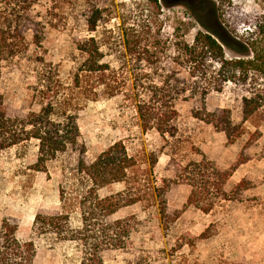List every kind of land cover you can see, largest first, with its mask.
Here are the masks:
<instances>
[{
	"label": "rangeland",
	"instance_id": "374dc122",
	"mask_svg": "<svg viewBox=\"0 0 264 264\" xmlns=\"http://www.w3.org/2000/svg\"><path fill=\"white\" fill-rule=\"evenodd\" d=\"M203 1L213 4L218 22L232 37L243 40L255 27H264V0ZM194 14L201 17L186 5L166 6L161 0L157 5L144 0H64L53 18L55 26L44 31L40 46L28 32L27 49L0 62L3 103L19 116L37 113L41 107L39 95L33 92L37 72H46L50 87L58 72L67 86L79 56L76 42L88 37L118 42L126 31L147 39L176 37L191 43L202 30ZM87 18L97 19L94 32L87 31ZM102 50L113 53L105 45ZM225 55L232 56L227 50ZM112 59L111 55L104 60ZM141 66L146 65L142 62ZM241 107L240 90L231 85L205 99L206 112L227 110L231 126L240 127V133L228 139L224 132L194 118L201 110L199 103H179L176 132L164 139L154 131H143L131 104L121 97L100 96L84 105L77 125L85 160L93 162L120 141L135 162L126 183L105 186L98 190V196L105 198L133 188L130 193L144 198L119 208L110 217L111 221L136 219L130 247L105 252L104 264H264V116H253L243 123ZM36 151V142L30 141L0 153V223L5 218L14 220L21 240L29 238L38 211L60 206L61 165L55 160L48 163L46 172L27 169ZM202 155L221 169L235 166L223 189L227 200L217 201L204 213L187 203L191 187L175 183L166 194L164 222L147 188L160 184L163 178L175 180L179 166L199 162ZM154 158L156 163L150 170ZM241 181H245V188L238 191ZM137 183L145 184L140 188L146 195L135 192ZM80 257L74 244L37 242L35 264H79Z\"/></svg>",
	"mask_w": 264,
	"mask_h": 264
},
{
	"label": "trees",
	"instance_id": "16d2710c",
	"mask_svg": "<svg viewBox=\"0 0 264 264\" xmlns=\"http://www.w3.org/2000/svg\"><path fill=\"white\" fill-rule=\"evenodd\" d=\"M144 1L157 5L159 0ZM161 1L166 6L182 4L199 12L201 17H193L202 30L197 31L191 43L176 37L164 41L147 39L126 31L118 42L88 37L76 42L79 56L67 86L58 72L54 73L53 87L46 72H37L33 87L41 101L37 113L13 114L0 95V153L35 141L36 155L27 169L46 172L48 163L55 160L61 165L60 206L35 214L27 240L17 237L14 220L1 221L0 264H35L38 241L74 244L81 255L79 264H104L105 252L130 247L135 216L116 221L110 217L119 208L144 198L130 193L133 188L105 198L97 192L111 184L126 183L135 162L120 141L111 144L93 162L85 160L77 120L87 102L100 96L121 97L131 104L143 131H154L164 139L174 136L177 105L187 102L199 103L201 110L193 114L194 118L224 132L228 139L240 133L239 126H231L227 110L208 113L204 109L210 93L221 92L229 85L240 90L243 123L253 116H264V27H255L246 39H237L221 27L213 4L203 0ZM63 2L0 0V62L18 57L27 49L28 32L32 33L33 43L40 46L44 31L55 26L53 18ZM85 22L88 32L96 30L97 19L87 18ZM104 45L113 53L104 54ZM225 50L232 56L226 57ZM111 55L112 60H104ZM155 163L154 158L150 170ZM235 169H221L202 155L199 162L179 166L177 180L163 178L146 192L151 194L164 222L166 194L175 183L190 186L187 203L208 213L217 201L227 200L223 189ZM137 186L135 192L146 195L140 188L145 184ZM242 188L245 181L236 186L238 191Z\"/></svg>",
	"mask_w": 264,
	"mask_h": 264
}]
</instances>
